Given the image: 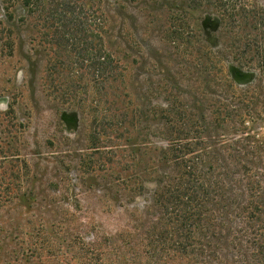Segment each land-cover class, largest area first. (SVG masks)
<instances>
[{"label":"trees","instance_id":"obj_1","mask_svg":"<svg viewBox=\"0 0 264 264\" xmlns=\"http://www.w3.org/2000/svg\"><path fill=\"white\" fill-rule=\"evenodd\" d=\"M39 1L21 3L32 11ZM123 1L195 79L156 102L137 94L116 43L126 18L116 33L112 12L129 8L120 0H51L40 9L51 13L42 21L49 95L90 115L94 130L118 132L96 134L88 148H110L117 175L106 183L119 197L151 188L133 226L83 231L78 264H264V0ZM201 15L221 37L216 46L203 38ZM231 67L245 75L235 81ZM134 140L142 148L125 167Z\"/></svg>","mask_w":264,"mask_h":264},{"label":"rangeland","instance_id":"obj_2","mask_svg":"<svg viewBox=\"0 0 264 264\" xmlns=\"http://www.w3.org/2000/svg\"><path fill=\"white\" fill-rule=\"evenodd\" d=\"M55 1L60 5L65 0ZM120 1L129 8L110 11L116 33L126 18L125 34L116 43L129 62L128 77L137 94L152 103L165 97V89L187 90L186 82L195 74L184 75L181 54L160 41L156 32H145V21L137 20L131 5ZM21 2L0 0V264H78L83 231L133 226L150 204L151 188L127 202L106 183L117 175L110 167L115 158L110 148L99 155L90 154L88 147L96 134L118 132L107 126L94 130L97 122L90 115L49 95L42 21L51 13L40 9L46 10L51 0H40L41 6L32 11ZM200 21L204 40L216 46L213 22L202 15ZM229 72L235 81L245 75L232 67ZM133 142L131 150L125 144V167L131 164L132 149L136 153L142 148ZM143 152L137 154L143 160L140 166ZM142 168H137L138 174ZM68 240L74 245L66 249Z\"/></svg>","mask_w":264,"mask_h":264}]
</instances>
